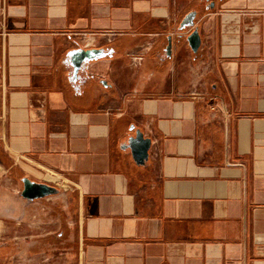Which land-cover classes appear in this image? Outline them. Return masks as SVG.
Wrapping results in <instances>:
<instances>
[{"label":"crops","instance_id":"0c3cea01","mask_svg":"<svg viewBox=\"0 0 264 264\" xmlns=\"http://www.w3.org/2000/svg\"><path fill=\"white\" fill-rule=\"evenodd\" d=\"M7 172L58 189L10 207L31 252L264 264V0H0Z\"/></svg>","mask_w":264,"mask_h":264},{"label":"rangeland","instance_id":"374dc122","mask_svg":"<svg viewBox=\"0 0 264 264\" xmlns=\"http://www.w3.org/2000/svg\"><path fill=\"white\" fill-rule=\"evenodd\" d=\"M21 185L19 177L3 173L0 179V264H79L78 256L74 253L72 244L65 243L64 252L56 243H46L43 247H36L33 252L26 250V240L30 235L41 232V227L25 224L24 217L15 222L14 211L10 207L20 208L25 198L17 191ZM44 229H47L46 227ZM17 236V238L14 237ZM36 237V235L34 236Z\"/></svg>","mask_w":264,"mask_h":264},{"label":"water","instance_id":"95a60500","mask_svg":"<svg viewBox=\"0 0 264 264\" xmlns=\"http://www.w3.org/2000/svg\"><path fill=\"white\" fill-rule=\"evenodd\" d=\"M213 5V2H211ZM188 44L193 51H196L200 45V35L197 28H194L186 36ZM131 129L134 125L130 126ZM150 138L145 136L139 128L134 129V134L128 137V145L131 149L132 157L137 164H143L148 158V150L150 147ZM22 188L20 194L26 199H34L46 195L57 193L55 186L45 182H35L28 177H22Z\"/></svg>","mask_w":264,"mask_h":264}]
</instances>
